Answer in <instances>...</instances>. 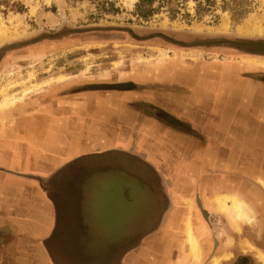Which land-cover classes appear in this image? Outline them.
Returning <instances> with one entry per match:
<instances>
[{
    "label": "crops",
    "instance_id": "crops-1",
    "mask_svg": "<svg viewBox=\"0 0 264 264\" xmlns=\"http://www.w3.org/2000/svg\"><path fill=\"white\" fill-rule=\"evenodd\" d=\"M181 58L142 70L140 88L118 101L97 106L81 103L79 95L42 90L23 114L0 121L1 255L34 263L37 244L25 243L27 236L38 237L49 264H86L91 255L82 252L71 226L84 201L81 184L106 168L119 175L109 183L102 216L111 228L127 226L129 242L92 256L93 262L168 263L172 251L183 254L187 213L200 236V260L219 247L225 252L216 256L226 264H235L226 253L242 252L239 261L243 252L264 251V69L223 58ZM220 193L237 195L247 217L221 210L214 200ZM148 195L150 205L144 204ZM211 207L219 210L215 227ZM230 213H237V223H230ZM7 216L26 220L19 227L25 236L6 235ZM253 219L257 232L247 228L242 236L243 223ZM175 235H181L176 245ZM241 236L250 244L236 243Z\"/></svg>",
    "mask_w": 264,
    "mask_h": 264
},
{
    "label": "rangeland",
    "instance_id": "rangeland-1",
    "mask_svg": "<svg viewBox=\"0 0 264 264\" xmlns=\"http://www.w3.org/2000/svg\"><path fill=\"white\" fill-rule=\"evenodd\" d=\"M138 2L0 0V24L3 22L9 28L14 24H19L20 28L28 27L23 35L0 40V89L18 84L5 93L12 96L13 103L0 107V121L5 123L17 117L19 112L23 114L29 108L28 100L33 95L44 93L42 90L47 93L61 90L56 94L63 97L79 95L81 103L92 102L97 106L99 101L102 105L115 99L118 101L120 95L125 96L131 90L140 88L139 75L142 70L151 69V72L157 66L165 68L181 57L185 62L193 63L199 58L206 61L223 58L264 69L261 63L264 53L259 51H264V0H151L142 7L138 6ZM224 12L228 19L225 29H222L225 25ZM17 13L20 16L13 18L11 24L9 16ZM252 15L260 17L261 22L256 28L246 30L244 23ZM158 48L166 54H161ZM254 48L259 50L254 52ZM30 73L33 74L31 78ZM32 85L31 90L25 93L26 87ZM3 95L0 93V99ZM138 101L141 100L133 103ZM140 115L139 109L138 117ZM118 175L110 168L90 173L79 188L84 201L71 227L79 232L75 237H78L80 248L85 249L82 252L85 256L91 255L85 259L86 264H98L93 262L92 256L108 255L129 242L123 236L127 226L117 230L111 228L109 220L101 212V204L106 205L111 193L109 183ZM210 211L215 227L219 225L216 219L219 210L211 207ZM229 215L230 223L232 219L238 222L237 213ZM7 219L4 228L6 235L20 236L19 239L25 236L19 227L26 220L14 216H7ZM254 221L256 219L250 224L244 222V228L237 230L242 236L247 228L257 232ZM242 236L234 238L235 242H241L244 239ZM4 239L5 235L0 236V242H4ZM68 239L72 241L70 237ZM173 239L176 245L181 235H175ZM26 241L25 245L37 244L34 263L30 264H49L38 237L29 239L27 236ZM244 242L247 243L245 239ZM222 252L225 251H220L219 247L197 264H211L212 255ZM258 252H243L244 259L239 261L236 260L242 252H230V257L235 264H262ZM8 254H0V264L16 263L13 256ZM154 258L151 256V259ZM168 258L165 264H176V260L189 261V257L179 251H172ZM222 262L220 264H226Z\"/></svg>",
    "mask_w": 264,
    "mask_h": 264
},
{
    "label": "bare ground",
    "instance_id": "bare-ground-1",
    "mask_svg": "<svg viewBox=\"0 0 264 264\" xmlns=\"http://www.w3.org/2000/svg\"><path fill=\"white\" fill-rule=\"evenodd\" d=\"M33 10L34 9L32 8V11ZM224 15H225L224 17L225 25L222 27V29H225L227 25V19H228L227 14L225 12H224ZM18 16H20V14L18 13L13 14V16H9L8 21L12 24L13 18L15 17L17 18ZM260 22H261L260 17L257 18V17H253L252 15V18L245 21L244 28L246 30L256 28ZM27 29H28L27 26L20 28L19 24H14L12 28H9L5 23L2 22L0 24V40L6 39L9 37L23 35L25 32H27ZM158 50L161 54H166V52L163 49L158 48ZM187 56L192 57L195 55H187ZM261 63L264 64V60H262ZM32 76L33 74L30 73L29 78H31ZM15 85H18V84H10L0 89V93L4 94L2 98L0 99V107H7L8 104L13 103L12 96H9V95L7 96L5 93L7 92V89L12 88ZM32 87L33 85L30 87H26L24 92L25 93L29 92ZM259 180L262 183H264V181L261 178H259ZM208 200L210 203H212L210 198ZM214 200L217 204L220 205L221 210H225V211L234 210L238 212L241 216L247 217L246 212L244 211L242 207V203L237 195L220 193L214 197ZM218 233H222V232H218ZM181 234H182L181 252L185 256L189 257V264H197L200 261L202 254H203L201 250V240H200V236L198 235L196 230L193 228V225L190 221V217L188 213L181 221ZM231 241L232 239L230 237H227L225 240V242L228 244L231 243ZM247 243L250 244L248 241ZM231 255H232L231 253H226L223 256L225 258H229ZM258 257H259V260L262 262V264H264V252L259 251ZM211 264H220V257L214 256L212 258Z\"/></svg>",
    "mask_w": 264,
    "mask_h": 264
},
{
    "label": "flooded vegetation",
    "instance_id": "flooded-vegetation-1",
    "mask_svg": "<svg viewBox=\"0 0 264 264\" xmlns=\"http://www.w3.org/2000/svg\"><path fill=\"white\" fill-rule=\"evenodd\" d=\"M256 51H258V49L257 48H254V52H256ZM145 197H147V198H146V201L144 202V204H146V205L149 204L150 205L151 204L152 196L151 195H148V196H145ZM136 206L138 207V206H140V204H138Z\"/></svg>",
    "mask_w": 264,
    "mask_h": 264
},
{
    "label": "trees",
    "instance_id": "trees-1",
    "mask_svg": "<svg viewBox=\"0 0 264 264\" xmlns=\"http://www.w3.org/2000/svg\"><path fill=\"white\" fill-rule=\"evenodd\" d=\"M151 2V0H139L138 2V6L142 7L144 4H149ZM143 10V9H142ZM143 14V13H142ZM146 15V13H145Z\"/></svg>",
    "mask_w": 264,
    "mask_h": 264
},
{
    "label": "water",
    "instance_id": "water-1",
    "mask_svg": "<svg viewBox=\"0 0 264 264\" xmlns=\"http://www.w3.org/2000/svg\"><path fill=\"white\" fill-rule=\"evenodd\" d=\"M264 46V45H263ZM259 50V49H258ZM260 52H262V53H264V51L263 50H259Z\"/></svg>",
    "mask_w": 264,
    "mask_h": 264
}]
</instances>
